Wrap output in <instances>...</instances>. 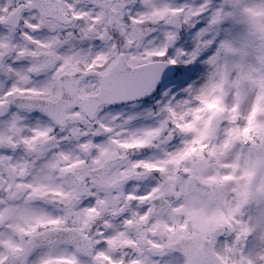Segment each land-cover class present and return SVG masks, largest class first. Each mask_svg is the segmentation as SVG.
Segmentation results:
<instances>
[{
    "label": "snow or ice",
    "instance_id": "1",
    "mask_svg": "<svg viewBox=\"0 0 264 264\" xmlns=\"http://www.w3.org/2000/svg\"><path fill=\"white\" fill-rule=\"evenodd\" d=\"M0 264H264V0H0Z\"/></svg>",
    "mask_w": 264,
    "mask_h": 264
},
{
    "label": "rangeland",
    "instance_id": "2",
    "mask_svg": "<svg viewBox=\"0 0 264 264\" xmlns=\"http://www.w3.org/2000/svg\"><path fill=\"white\" fill-rule=\"evenodd\" d=\"M175 3H192L193 0H174ZM196 2H199V0H196ZM236 32L240 31V28L237 26L235 29Z\"/></svg>",
    "mask_w": 264,
    "mask_h": 264
}]
</instances>
